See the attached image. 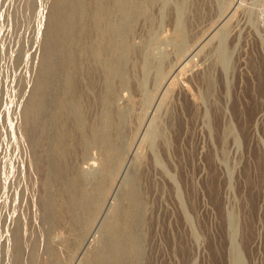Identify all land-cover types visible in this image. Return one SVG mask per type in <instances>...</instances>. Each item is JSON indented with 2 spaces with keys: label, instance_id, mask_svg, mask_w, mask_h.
Masks as SVG:
<instances>
[{
  "label": "rangeland",
  "instance_id": "rangeland-1",
  "mask_svg": "<svg viewBox=\"0 0 264 264\" xmlns=\"http://www.w3.org/2000/svg\"><path fill=\"white\" fill-rule=\"evenodd\" d=\"M143 1L125 17L111 4L126 53L107 78L81 53L94 32L84 0L67 66L85 99L76 117L49 38L58 0H0V264H97L114 220L124 242L127 210L139 252L120 264H264V0ZM38 81L44 105L29 125ZM72 179L96 208L69 205Z\"/></svg>",
  "mask_w": 264,
  "mask_h": 264
},
{
  "label": "bare ground",
  "instance_id": "bare-ground-1",
  "mask_svg": "<svg viewBox=\"0 0 264 264\" xmlns=\"http://www.w3.org/2000/svg\"><path fill=\"white\" fill-rule=\"evenodd\" d=\"M86 1V0H85ZM145 1V0H144ZM143 1V2H144ZM28 2V1H27ZM117 3L116 6V12L120 14L122 17V14L128 10L131 2L130 0H93V5L91 8L93 9L92 12V19H93V29L94 32L101 36V40L99 43H97V46L93 48V38L92 35H87L86 40L84 41V45L81 48V53L85 56V58L88 60L89 58H93V61L98 60L100 62V67L104 69L106 73V77L110 78L116 73L115 63L113 60V57L122 54V56L126 53V45L124 44L123 39L120 38V28L119 24L113 25L106 23V17H108V14L111 15L113 9L111 8L112 3ZM86 3V2H85ZM87 4V3H86ZM148 4V3H147ZM131 7V6H130ZM143 7V5H142ZM141 8V7H140ZM150 8V7H148ZM84 9V0H58L56 3V8L54 13L52 14V17L50 19L49 25L51 29V33L49 32V38H55V41L57 45L59 46V52L61 61L66 68L65 71V78L63 87L65 90L66 96L70 97V101L68 106L66 107V110L71 112L72 115L81 116V103L83 102L84 95L82 93V88H78L76 81L79 79H76L72 76L70 70L67 69V66L71 63L73 58V47L80 46L81 42L84 39V25L82 23V14ZM91 10V9H90ZM24 11V10H23ZM26 11V10H25ZM129 11V10H128ZM138 12V11H137ZM147 12V11H146ZM201 12V11H200ZM30 13V12H28ZM22 14V13H21ZM24 14V12H23ZM136 14V13H135ZM90 15V14H89ZM113 17V16H112ZM201 17V16H200ZM118 18V16H117ZM197 18V17H196ZM24 19V18H23ZM30 19V18H29ZM121 19V18H120ZM87 20V19H86ZM128 20H126L127 22ZM200 21V20H199ZM23 22V21H22ZM29 22V21H28ZM92 22V21H91ZM18 24V23H17ZM21 24V23H20ZM129 24V23H128ZM125 25V23H124ZM19 26V25H18ZM115 26V27H114ZM89 27V26H88ZM92 29V28H91ZM122 29V28H121ZM88 32V31H87ZM89 33V32H88ZM126 33V32H125ZM131 33V32H130ZM99 37V36H98ZM118 38L121 39V42L118 44ZM120 41V40H119ZM50 46V45H47ZM106 47L107 56L104 55V49ZM54 49V48H53ZM136 51V50H135ZM120 56V57H122ZM50 54L47 51L46 60H50ZM133 58V57H132ZM83 60V59H82ZM90 60V59H89ZM92 60V59H91ZM258 60V59H257ZM52 62V60H51ZM90 61H88L89 63ZM49 63V62H48ZM84 63V62H83ZM91 63V62H90ZM97 63V62H96ZM84 65V64H82ZM89 65V64H88ZM86 64V66H88ZM118 65V64H117ZM128 65V64H126ZM85 66V68H86ZM93 66V65H92ZM256 66V65H255ZM57 67V66H56ZM52 66L50 67V69ZM78 68V67H77ZM84 68V69H85ZM179 68V67H178ZM86 70V69H85ZM50 70L48 69L47 73ZM56 73V72H55ZM81 75V74H80ZM77 76V77H80ZM89 75V74H88ZM92 75V74H91ZM87 76V75H86ZM85 77V76H84ZM97 77V76H96ZM86 78V77H85ZM88 78V77H87ZM98 78V77H97ZM91 80V79H90ZM89 83V88L87 86L85 87L88 92L90 91V87L94 86L93 82L90 84V81L87 80ZM96 83V81L94 82ZM82 84V83H81ZM209 84V83H208ZM83 86V84L81 85ZM134 86V84H133ZM42 88V82L38 81L35 87V92L33 94V97L30 100L29 106L26 109V115H27V123L31 125L33 122H36L35 120L39 118V113L44 105V100L42 97H40V90ZM99 88V87H98ZM110 89V86H109ZM108 89V90H109ZM84 90V88H83ZM85 90V91H86ZM99 90V89H98ZM136 90V88H135ZM255 90V89H254ZM86 93V92H85ZM95 93V92H94ZM96 94V93H95ZM97 95V94H96ZM98 97L100 94L97 95ZM92 100V98H90ZM102 100V98H101ZM86 103V102H85ZM91 106V105H90ZM87 108V107H86ZM245 108V107H244ZM95 110V108H94ZM242 111V110H241ZM245 111V109H244ZM253 112H254V106H253ZM57 113V112H56ZM81 113V114H80ZM245 113V112H244ZM249 113V112H248ZM89 114V113H88ZM105 114V113H104ZM240 114V113H239ZM65 115V114H64ZM93 115V114H92ZM106 115V114H105ZM176 115V114H175ZM247 115V114H246ZM108 116V113H107ZM130 116V115H129ZM23 117V116H22ZM56 117V116H55ZM42 118V117H41ZM64 118V117H63ZM243 118V117H242ZM247 118V117H246ZM24 119V117L22 118ZM173 119V118H172ZM21 119H19L20 121ZM40 120V119H39ZM79 120V119H78ZM24 121V120H23ZM171 121V120H170ZM241 121V119H240ZM90 124V120L88 121ZM178 122V121H177ZM176 122V123H177ZM242 123V122H241ZM247 123V121H246ZM46 124V123H44ZM36 125V124H35ZM83 125L82 118H80L79 126ZM86 125V124H85ZM107 126V125H106ZM30 127V126H29ZM37 127V126H35ZM44 127V125H43ZM82 128V127H81ZM90 128V127H89ZM172 128V127H171ZM178 128V127H177ZM83 129V128H82ZM180 129V128H179ZM87 130V129H86ZM60 131V130H59ZM89 131V130H88ZM88 131L86 134H88ZM106 129L104 130V132ZM176 131V130H175ZM61 132V131H60ZM59 132V133H60ZM85 132V131H84ZM109 132V131H108ZM180 132V131H179ZM28 133V132H27ZM35 133V132H34ZM62 133V132H61ZM90 133V131H89ZM43 135V134H42ZM127 136V135H126ZM28 138V137H27ZM42 138V136H41ZM83 138V137H82ZM89 138V137H88ZM169 138V137H168ZM71 139V138H70ZM85 140V139H84ZM98 140V139H97ZM112 140V139H111ZM178 140V139H177ZM99 142V141H98ZM75 144V143H74ZM85 144V143H84ZM82 145V144H81ZM91 145V144H90ZM68 146V145H67ZM88 146V145H87ZM38 147V146H37ZM75 147V146H74ZM65 143L63 141L62 135H57V141H56V149L58 152L64 153ZM79 148V147H78ZM30 149V148H29ZM71 149V148H70ZM69 149V150H70ZM77 149V148H76ZM103 150V149H102ZM112 150V149H111ZM78 151V150H77ZM83 151V149H82ZM70 152V151H69ZM164 152V151H163ZM71 153V152H70ZM68 154V153H66ZM179 155V154H178ZM70 156V154H69ZM258 156V155H257ZM37 157V156H36ZM68 157V156H67ZM44 158V157H43ZM80 158V157H79ZM44 160V159H43ZM73 161V160H72ZM40 162V161H39ZM259 163V162H258ZM58 164V163H57ZM77 164V163H76ZM41 167V166H40ZM61 167V166H60ZM64 167V166H63ZM69 168V167H68ZM42 169V167H41ZM64 169V168H63ZM114 169V168H113ZM212 170V169H211ZM60 171V170H59ZM69 171V170H68ZM248 171V170H247ZM18 172V171H17ZM254 173V172H253ZM258 173V172H257ZM57 174V173H56ZM55 176V175H54ZM64 176V175H63ZM246 176V175H245ZM213 180V179H212ZM213 182V181H212ZM136 184V183H135ZM215 185V184H213ZM209 186V185H208ZM211 186V185H210ZM214 187V186H213ZM83 188V187H82ZM143 188V187H142ZM211 189V188H210ZM69 193H70V206L72 208H77L79 206H82L83 201L91 202V205L93 208H96V201H97V193L93 194H83L81 197H78L76 195L78 189H77V181L75 179L70 180L69 187H68ZM215 190V188H214ZM67 191V190H66ZM82 191V190H80ZM138 190L135 188H131L129 191V200L132 206H136V204H139V196H138ZM141 191V190H139ZM144 192V191H142ZM209 192V191H208ZM251 192V191H249ZM254 193V192H253ZM250 194V193H249ZM145 199V198H144ZM244 199V198H243ZM250 199V198H249ZM83 200V201H82ZM142 200V199H141ZM252 202V201H251ZM66 203V202H65ZM64 204V202H63ZM66 205V204H65ZM143 205V203H142ZM145 205V204H144ZM68 206V205H67ZM69 206V207H70ZM252 206V205H251ZM12 207V206H11ZM130 207V206H129ZM139 207V206H138ZM13 208V207H12ZM68 208V207H67ZM89 208V207H88ZM140 208V207H139ZM142 208V207H141ZM20 210V209H19ZM47 210V209H46ZM27 211V210H26ZM123 211V210H122ZM48 212V211H47ZM137 212V210H136ZM139 212V211H138ZM144 212V211H143ZM24 213V212H23ZM48 214V213H47ZM51 214V213H50ZM66 214V213H65ZM81 214V213H80ZM139 214H137L138 216ZM250 215V214H249ZM32 216V215H31ZM73 216V215H72ZM89 216V215H87ZM137 216H134L133 211L127 210L125 211L121 216V221L119 222L121 224V230L122 234L124 235V242L122 243L120 241V237L117 236L116 227L117 221L114 220L108 227L107 232L109 235V247L106 248L105 251H102L99 253V255L96 257L97 264H120V257H122L123 254H129L132 257H135L139 252V247L137 245V238H135L133 234V225L137 220ZM148 216V215H147ZM28 217V216H27ZM78 217V216H77ZM31 218V217H30ZM87 219V218H86ZM119 219V218H118ZM144 219V218H143ZM16 220V219H15ZM81 220V219H80ZM79 220V221H80ZM139 220V219H138ZM142 220V219H141ZM249 220V219H248ZM58 221V220H57ZM250 221V220H249ZM248 221V222H249ZM65 222V221H64ZM74 222V221H73ZM116 223V224H115ZM51 224V223H50ZM119 224V226H120ZM138 224V223H137ZM141 225V224H140ZM248 225V224H247ZM30 228V227H29ZM73 229V228H72ZM80 229V228H79ZM33 230V229H32ZM15 231V230H14ZM63 231V230H62ZM9 232V231H8ZM12 233V232H11ZM57 233V232H56ZM61 233V232H60ZM149 233V232H148ZM251 233V232H250ZM14 235V234H13ZM28 235V234H27ZM81 237V236H80ZM244 238V237H243ZM16 239V238H15ZM38 239V238H37ZM34 241V240H33ZM52 241V240H51ZM101 242V241H100ZM36 243V242H35ZM106 243V242H105ZM34 244V243H33ZM101 244V243H100ZM179 246V245H178ZM72 248V247H71ZM102 248V247H101ZM32 249V248H31ZM37 249V248H36ZM105 249V248H103ZM32 251V250H31ZM30 251V252H31ZM141 251V250H140ZM179 251V250H178ZM60 253V251H58ZM24 253V252H23ZM22 254V253H21ZM37 254V253H35ZM62 254V253H61ZM186 254V253H185ZM25 256V255H24ZM27 256V255H26ZM96 256V255H95ZM129 256V257H130ZM14 257V256H13ZM131 257V258H132ZM15 260V259H14ZM93 260V259H92ZM13 262V261H12ZM35 264V263H34ZM54 264V263H53ZM153 264V263H152Z\"/></svg>",
  "mask_w": 264,
  "mask_h": 264
}]
</instances>
